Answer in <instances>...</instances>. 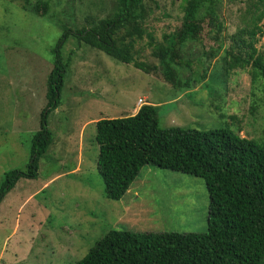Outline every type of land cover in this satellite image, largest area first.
<instances>
[{
	"label": "rangeland",
	"instance_id": "rangeland-1",
	"mask_svg": "<svg viewBox=\"0 0 264 264\" xmlns=\"http://www.w3.org/2000/svg\"><path fill=\"white\" fill-rule=\"evenodd\" d=\"M154 1L147 2V26L160 41L163 34L179 30L184 0ZM256 1L223 0L226 48L232 45V35L252 24ZM52 2V14L42 17L24 11L19 0H0V188L7 172L26 170L30 162L32 137L40 130L47 105L45 78L64 34L58 23L72 32L61 50L64 59L71 57L61 105L48 117L58 148L54 151L53 145L41 159L37 179H22L0 205V264H76L111 229L206 233L210 196L202 178L146 165L120 201L107 199L98 168L96 123L132 116L138 100L144 99L157 106L163 128L227 127L237 135L259 138L264 101L260 91L253 95L249 71L222 76L225 86L207 81L208 73L210 88L200 83L195 92H178L170 83L78 39L79 28L89 27L87 15L95 20L109 16L115 0ZM209 29L207 23L199 45L186 46V57L218 51ZM144 40L138 47L151 55ZM256 47L264 54V35ZM222 55L220 51L213 58L209 72L218 68ZM136 59L147 63L142 56Z\"/></svg>",
	"mask_w": 264,
	"mask_h": 264
},
{
	"label": "trees",
	"instance_id": "trees-1",
	"mask_svg": "<svg viewBox=\"0 0 264 264\" xmlns=\"http://www.w3.org/2000/svg\"><path fill=\"white\" fill-rule=\"evenodd\" d=\"M19 1L26 12L42 17L52 14L53 0ZM151 1L154 0H115L109 16L95 20L87 15L89 27L79 28L78 39L121 63L133 64L161 82L170 83L178 92H195L200 83L210 88L205 80L208 73L207 81L225 86L230 73L248 70L253 95L260 91L264 101V54L256 47L264 35V0L254 3L252 24L232 35L228 48L222 40L223 0H184L179 30L163 34L160 41L147 26L151 12L147 2ZM207 23L208 35L218 44V51L196 56V62L195 58L186 57L184 49L204 41ZM58 25L64 34L45 78L47 105L41 114L40 130L32 137L30 162L26 170L5 174L0 205L22 179H37L41 159L53 145L54 151L58 148V140L55 144L54 133L48 128V117L61 105L71 64V57L64 59L61 50L72 33L65 24ZM144 39L148 40L152 56L142 53L145 47H138ZM220 51L223 55L217 60L218 68L209 72ZM136 55L147 63L139 62ZM158 62L160 66L155 68ZM189 72L191 76L185 75ZM253 103L255 113V100ZM96 128L99 171L107 199L120 201L146 165L193 175L205 181L209 192L208 231L136 234L111 229L76 264H264V131L259 138H249L227 127L163 128L153 104H144L132 116L101 119Z\"/></svg>",
	"mask_w": 264,
	"mask_h": 264
},
{
	"label": "clouds",
	"instance_id": "clouds-1",
	"mask_svg": "<svg viewBox=\"0 0 264 264\" xmlns=\"http://www.w3.org/2000/svg\"><path fill=\"white\" fill-rule=\"evenodd\" d=\"M141 101V102H140ZM145 103V100L144 99H139L138 100V107H137V111L139 110L140 107H142ZM136 111V112H137ZM98 168H99V162H98ZM100 172V171H99Z\"/></svg>",
	"mask_w": 264,
	"mask_h": 264
},
{
	"label": "crops",
	"instance_id": "crops-1",
	"mask_svg": "<svg viewBox=\"0 0 264 264\" xmlns=\"http://www.w3.org/2000/svg\"><path fill=\"white\" fill-rule=\"evenodd\" d=\"M136 111H137V110H136ZM136 111L134 110L135 113H136ZM135 113H134V114H135Z\"/></svg>",
	"mask_w": 264,
	"mask_h": 264
},
{
	"label": "built area",
	"instance_id": "built-area-1",
	"mask_svg": "<svg viewBox=\"0 0 264 264\" xmlns=\"http://www.w3.org/2000/svg\"><path fill=\"white\" fill-rule=\"evenodd\" d=\"M141 102V101H140Z\"/></svg>",
	"mask_w": 264,
	"mask_h": 264
}]
</instances>
